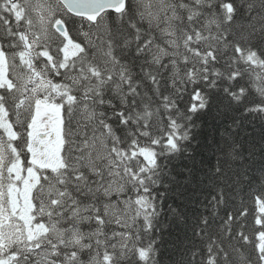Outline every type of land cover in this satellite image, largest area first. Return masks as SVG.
I'll use <instances>...</instances> for the list:
<instances>
[{"label":"snow or ice","instance_id":"1","mask_svg":"<svg viewBox=\"0 0 264 264\" xmlns=\"http://www.w3.org/2000/svg\"><path fill=\"white\" fill-rule=\"evenodd\" d=\"M0 264H264V0H0Z\"/></svg>","mask_w":264,"mask_h":264}]
</instances>
